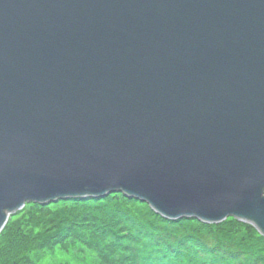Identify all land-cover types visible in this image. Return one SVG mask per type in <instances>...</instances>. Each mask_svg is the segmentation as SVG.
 <instances>
[{"label":"water","instance_id":"water-1","mask_svg":"<svg viewBox=\"0 0 264 264\" xmlns=\"http://www.w3.org/2000/svg\"><path fill=\"white\" fill-rule=\"evenodd\" d=\"M113 192L264 236V0H0V232Z\"/></svg>","mask_w":264,"mask_h":264},{"label":"rangeland","instance_id":"rangeland-1","mask_svg":"<svg viewBox=\"0 0 264 264\" xmlns=\"http://www.w3.org/2000/svg\"><path fill=\"white\" fill-rule=\"evenodd\" d=\"M80 199L83 198L70 197L42 204L29 202L9 216L6 226L18 228L25 235L32 231L34 237L39 238L35 244L38 248L27 254L33 264H195L208 257L206 254H215L212 259H216L219 264H264V261L248 262L245 259L246 249H257V244L252 240V243L246 242L253 235L250 232L252 227L249 228L248 224L241 222V225H237V221L229 216L220 222L227 230L219 231L223 236L224 232L221 231H225L226 235L231 234L230 240L224 242L223 236L210 229L205 231L206 238L200 237L199 241V229L206 225L187 218L185 220L188 221L183 225L187 229L165 240L166 232L159 229L161 227L157 221L156 228L140 224L137 219L140 216L131 210L136 211L140 206L130 203L128 211L124 208L127 202L116 195L108 200L102 198L104 200L99 202L94 198L89 210L95 212L96 217L101 215V221L84 231L75 242L72 238L77 234L72 235V232L77 231L78 225L72 228L67 225L76 208H83L84 202ZM172 223L169 222L179 227V223ZM198 241L213 247L210 249L214 252L208 253L206 248L202 249L197 245ZM216 243L219 247L215 246ZM258 254L264 256V250Z\"/></svg>","mask_w":264,"mask_h":264},{"label":"trees","instance_id":"trees-1","mask_svg":"<svg viewBox=\"0 0 264 264\" xmlns=\"http://www.w3.org/2000/svg\"><path fill=\"white\" fill-rule=\"evenodd\" d=\"M115 195L119 196L122 200H125L127 202V204H124V208L127 209L128 211L130 210V206H129L130 203H136L140 206V208L136 211H134L131 208V210L134 213H136L140 216L137 218L139 220L140 224L142 223L145 226H148L149 228H156L155 225H156V221H157L159 223V226L161 227L159 229H162L164 232H166L165 237H164L165 240L168 239V237L170 235L177 234L178 231H181V230L184 231L187 229V228L183 227L184 223H186V221H188V220H185L187 218L179 219V220L176 219V220L170 221V220L162 217L161 215L157 214L156 212H154L150 207H148L149 205L141 203L140 201H135L133 199H129V197H126V195L123 194L124 195L123 196L122 193L108 194L103 198L105 200H108V199H111L112 197H114ZM104 199L96 198V200L98 202L101 200H104ZM80 200H83V202H84L83 208H76L77 210H75V213L71 216V221L67 225L69 228H72V226L76 227L78 225L77 231L72 232V235L77 234V235H74L75 237L72 238V240H74L75 242L84 234V231H87L88 229L94 227L97 222L101 221V215H99V217H96V213L92 212V210L91 211L89 210V208L91 206L89 204L94 201V198L93 199H88V198L84 199L83 198ZM195 221H197V220H195ZM169 222H171V223L173 222L174 224L179 223L178 224L179 227L176 228L175 226H177V225H170ZM236 224L241 225V222L238 223V221H237ZM243 224H245V223H243ZM205 225L206 226H201L202 228L199 229L200 234L197 237L198 239L200 237L206 238V236L204 234H206L207 232H205V231H209L210 229L212 232L217 231V233L220 234V236H223V235H222V233H220L219 230H227L226 228L223 227V225H221V223L210 224V225L205 224ZM81 226H83V228L81 231H79ZM251 227L252 226H250L249 228H251ZM41 228H42V226H41ZM221 232H224V236H223V238H225L224 242L230 240L228 238L231 237V234L226 235L225 231H221ZM250 232H252L253 235L252 236L250 235V238L246 242L252 243L251 242V240H252L253 242H255L257 244V249H246V252L244 254L245 259L248 262H250V261L252 262L253 260L264 261V256L261 254H258L260 252H263V250H264V248L262 247V244L264 242V236H261L260 233L257 232L253 227L250 229ZM254 235H255V237H254ZM38 239H36V237H34L32 231H30L27 235H25L18 228L11 229L9 226L5 225L4 229L0 232V264H33L32 259L30 260L29 259L30 257H27V254H28V252L36 250L38 248L37 245H35ZM217 240H218V242H222L219 239H217ZM199 241H201V240L199 239ZM199 241H198L197 245H200V247L202 249L206 248L205 250L208 251V253L214 252V251H212L213 249L212 250L210 249L213 247H209L207 244L201 243ZM214 242H216V241H214ZM215 246L219 247L217 245V243ZM250 247L252 248V245ZM220 248H223V247L220 246ZM219 250H223V249H219ZM206 255L208 257L202 258L200 261L195 262V264H219V262H217L216 259H212V257L215 254H206ZM248 264H251V263H248Z\"/></svg>","mask_w":264,"mask_h":264}]
</instances>
